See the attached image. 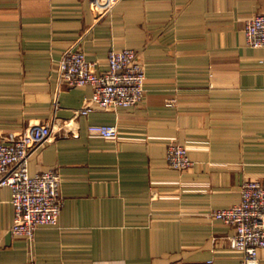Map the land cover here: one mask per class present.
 Instances as JSON below:
<instances>
[{"label": "crops", "instance_id": "crops-1", "mask_svg": "<svg viewBox=\"0 0 264 264\" xmlns=\"http://www.w3.org/2000/svg\"><path fill=\"white\" fill-rule=\"evenodd\" d=\"M260 13L264 0H117L101 18L89 0H0V136L49 124L28 169L55 168L63 200L57 223L27 239L11 233L0 187V264H243L233 227L208 213L264 179V48L243 30ZM77 44L100 71L110 48L136 50L142 101L77 114L92 86L58 73ZM167 140L187 147L189 167L168 166Z\"/></svg>", "mask_w": 264, "mask_h": 264}, {"label": "built area", "instance_id": "built-area-1", "mask_svg": "<svg viewBox=\"0 0 264 264\" xmlns=\"http://www.w3.org/2000/svg\"><path fill=\"white\" fill-rule=\"evenodd\" d=\"M97 18L105 16L117 0H89ZM245 42L251 47L264 48V13L247 18L243 27ZM107 68L98 69L77 44L64 52L58 61L60 82L66 86L91 85L92 93L77 114H88L96 109L130 107L139 104L145 94V70L139 54L133 48H110L106 57ZM173 100L168 101L172 104ZM90 134L116 138L119 130L112 124H89ZM52 136L47 123L37 124L18 133L0 136V187L11 190L14 216L13 235L32 239L35 231L58 221L63 204L60 195V175L55 168L28 169L32 152L39 150ZM166 161L175 169L187 168L192 161L187 147L174 140L164 142ZM208 215L230 224L234 232L229 246L242 254L243 264H261L259 249H264V179L244 180L240 199L224 208L211 210Z\"/></svg>", "mask_w": 264, "mask_h": 264}]
</instances>
